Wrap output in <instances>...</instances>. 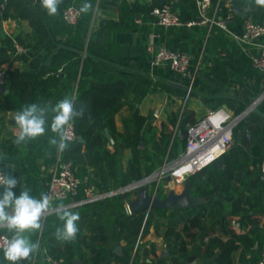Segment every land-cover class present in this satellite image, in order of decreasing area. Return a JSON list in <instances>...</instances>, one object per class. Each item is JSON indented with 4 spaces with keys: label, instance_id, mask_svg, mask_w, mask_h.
<instances>
[{
    "label": "crops",
    "instance_id": "crops-1",
    "mask_svg": "<svg viewBox=\"0 0 264 264\" xmlns=\"http://www.w3.org/2000/svg\"><path fill=\"white\" fill-rule=\"evenodd\" d=\"M26 1L38 16L48 20V27L53 31L54 37L40 38L28 19L16 14L20 7L19 4H12L10 7L15 15L2 17V10L6 3L0 0V68L6 69L7 73L14 70L20 73L29 72L26 77L29 87L23 92L26 99L21 97L19 88L11 89L9 75L7 83L0 84L2 101L0 156L6 157L0 160V166L2 169L7 168L8 172L17 178L18 184L13 189L16 195H19L22 187H26L30 189L32 195L39 198L40 194L47 190L53 170L59 163L58 158L62 157V152L57 151L48 143L49 137L53 135L50 130L27 143L19 145L14 143L19 129L12 117L17 110L29 104L27 100L31 96L29 94L31 88L36 89L35 103L51 102L54 104L64 97H75L78 94V88H84L91 80H100L105 84L114 80H122L118 91L123 103L115 112L111 127L104 129L101 140L95 144L87 145L83 136V140H79L82 143V151L75 164L77 173L85 180L95 182L101 189L117 186L127 177L129 180L132 166L135 168L140 166L139 172L146 174V168L152 164L151 157L147 159V155L150 156L153 152L154 139L161 140L163 133L171 134L172 139L176 135H178L177 139L181 138L179 119L183 110L187 111L191 121H196L215 107V104L224 105L231 110L240 108L241 104H248L264 88L262 74L253 65L245 50L248 44L240 43L234 37L235 34L243 31V24L248 16L264 23V7L255 5L254 0L235 1L236 11L229 21V29L218 25L212 27L202 25L203 29L196 33L179 32L176 27L158 25L153 21L151 14L150 17L144 16V8L138 10L141 15L136 13V18H132L131 21L128 18V22L120 10L123 1L133 7L136 4L155 5L163 0H88L92 4V9L89 11L91 12L90 22L86 28L83 24H79V21L84 19L83 14L75 24L64 22L61 7L66 0H62L55 16L47 14L40 0ZM218 1H212L213 6ZM75 2L82 5L85 0H70L68 3ZM223 7L222 13L219 9V14H225V3ZM197 15L198 10L197 14L189 19ZM152 32L158 35L159 43L167 45L169 42H176L188 46L186 51L192 54L194 65L197 66L195 80L200 77L201 79L197 80L190 90L186 87L185 94L180 93L179 89L174 87L175 84H181L179 81H182V78L170 67L148 66L146 41ZM19 35L23 42L19 41ZM79 35L85 39V48L92 41L90 45L92 53L85 68L82 65L86 56L83 54L86 52L81 54L80 51L79 53L80 49L72 42L71 45L66 44L77 40ZM65 47L70 50H62L58 54L60 49ZM251 47L255 52L264 51V34L255 43H251ZM79 57L84 58L79 60ZM48 59H50L49 63H53V67L59 68L58 75H43V77L31 75ZM149 73L159 80L160 85L158 84L157 88L149 87ZM166 84L170 87L167 88ZM220 96L223 101L216 103L217 97ZM261 110L264 111V101L261 103ZM156 112L158 116L155 115ZM137 113L145 120L143 129L140 130L137 125L136 136L133 139L134 145L122 147L119 134L126 131L124 121L131 120ZM136 154L139 156L136 157ZM244 176L247 177L246 172ZM190 177L183 183H174L170 178H166L168 184L171 185L169 190L174 188L177 192L182 191L186 182L191 184ZM223 180L224 173H221L220 181ZM234 181L233 186L236 184V180ZM237 182L239 185L232 186L230 190L225 183H220L215 189H212L214 187L212 185L210 186L212 192L207 194L194 192L192 188V194L206 196V201L199 205L217 200L216 204L208 209L205 217L200 219L196 218L195 214L188 216L190 208L193 209L195 206L176 207L165 213L154 211L149 229L137 249V264H172L173 253L170 246H177L178 250L186 247L188 250L202 253L211 237L226 239L233 232L245 234L252 225L258 222V217L261 218L259 221L264 223V214L257 216L250 209L251 206L255 209L262 208L264 191L259 193L258 203L256 198L258 190L256 185H252L251 178L245 179V184L240 179ZM147 186L150 193L156 189L162 194L165 190L162 187L160 191V184L157 188L154 183ZM135 194L131 193L130 198L133 199ZM224 210L226 212H222ZM239 214H242V217ZM187 218L191 223L189 230L185 229ZM85 220L80 219L77 223ZM85 222L89 223V221ZM51 223L57 224L58 222L52 220ZM78 227L86 235L91 232V227L88 225L81 224ZM126 233L114 235L112 230L107 233L108 240L101 256L102 264H123L117 255H121L127 247ZM37 236L38 232L34 233L31 239L38 241ZM41 248H43L42 245L30 264H49ZM85 253L90 254V250L86 248ZM135 253L136 249L132 251V255ZM238 255L239 251L236 253V264H240ZM198 261L199 259L195 258L188 264L193 262L197 264ZM74 262L83 264L84 259L76 255ZM0 264H9L3 259L2 252H0Z\"/></svg>",
    "mask_w": 264,
    "mask_h": 264
},
{
    "label": "trees",
    "instance_id": "trees-1",
    "mask_svg": "<svg viewBox=\"0 0 264 264\" xmlns=\"http://www.w3.org/2000/svg\"><path fill=\"white\" fill-rule=\"evenodd\" d=\"M3 1L6 3V6L2 10V17L15 15L13 12H11L10 7L12 4H19L20 7L16 14H18V16L21 18L28 19L36 34L39 35L40 38L54 37L53 31L48 27V20L45 17L38 16L33 7L26 0ZM69 1L70 0L64 1L61 7V16L63 7ZM212 1L215 2L217 0ZM241 1L242 0H237V2ZM223 5L224 2L222 0L219 5L220 13H222L223 11ZM153 6L154 4H136L135 6L131 7L128 2L123 1L121 3L120 10L123 17L126 20L129 18V21H131L132 18H136V13L141 15L138 12V10H140L141 8L145 9L144 16H149ZM175 7L179 9V13L183 19H189L190 17L195 16L198 10L197 0H176ZM90 13L91 12L85 13V15L83 13L84 19H79V24H83L85 26L84 28H86L90 22ZM64 22L66 24H70L65 20ZM174 27H176L179 32L190 31L193 33L199 32L203 29L202 25L172 26V28ZM18 39L20 42H23L21 35H19ZM71 42L75 44L74 46L80 49L79 53L80 51L81 54L86 52L85 54H83L84 56L86 55L85 58L79 57V60L84 58L82 66H84L85 68L88 64V61L90 60L89 57L92 53L90 48L92 41L88 43L87 48H85L86 42L82 35H79L77 40L69 41L66 44L71 45ZM167 45L175 49H188V46H186L185 44H178L176 42H169ZM62 50L69 51L70 48H61L58 54L61 53ZM50 58L52 60V56ZM49 60L50 59L46 60V62L42 64L41 68L37 71L32 72L31 75L33 74L43 77V75H46V73L52 69L53 71L57 72L59 68L53 67V63H49ZM79 60L77 61V63L79 62ZM192 63L194 65V59L192 60ZM148 66H150V63ZM27 73L29 72L20 73L18 70H14L8 73V75L10 76L11 89L17 90L19 88V93L24 99H26V96L23 92L27 91L29 87L26 82V77L28 76ZM199 79H201V77ZM199 79H196L194 81L193 87L196 81ZM179 82L181 84H175L176 86L174 87L178 88L180 93L185 94L187 90V81L186 79L182 78V81ZM158 84L159 80L156 79V76L149 73V87L151 89H154L155 87L157 88ZM121 85L122 80H114L113 82L110 81L106 84L100 80H91L86 84L84 88H78V94L73 97L74 105L77 109H79L81 106H84L86 108V111L83 118L74 119V124L77 135L83 136L86 139L87 145H92L99 142V140H101V135L104 133V129L106 127H111L113 116L120 105L123 103V101L121 100V95L118 91V88H121ZM166 87L169 88L170 85L166 84ZM30 90L31 91L29 92V94L31 96L27 101L28 103H35L37 97L36 89L31 88ZM222 101V96L217 97L216 103H220ZM215 105L216 106L213 108L220 106L219 104ZM1 106L2 101L0 98V107ZM246 106L247 104L243 103L241 104L240 108H237L234 111L240 112ZM144 121V118L138 113L131 120L124 121L126 124V131L119 134V137L122 140V147L131 146L132 144L134 145L133 139L136 136L135 129L137 125H139V129L142 130ZM179 121V129L182 132L181 138L177 139L178 135H176L172 139L171 134L163 133L161 140L154 139V141L152 142L153 152L150 156L149 154L147 155V159L151 157L152 164L151 166L149 165L146 168L147 173L152 171L157 166H160L166 158L176 157L180 153V151L185 148L188 124L194 122L195 120L191 121L188 118L187 111L183 110L180 114ZM69 145V148L62 152V157L66 160L72 159L74 164H76V162L78 161V157L82 151V143L78 140V138H76L74 141L69 142ZM247 145L251 146L250 151H252L253 146L258 149L255 156H252L251 153L247 150ZM138 156L139 155L136 154V157ZM250 157H253V160ZM220 158L222 159V164H219L218 158L208 166L204 167L202 170H199L196 173L190 175V182L194 192H200L202 194L211 193L212 187L210 186L213 185L214 187L212 189H215L220 185V183H225L228 190H230L233 186L234 180L240 179L241 181L245 182V179L251 178V176L253 175L254 178H251V183L253 186L256 185V188L258 190V196L256 198L258 199L259 203V193L261 191H264V179L261 177L260 169L257 167L261 160L264 158V111L261 110V104L258 108H256V110L250 112L238 124L235 131L234 144L230 149L223 153ZM250 161L254 163V168L252 167L251 170L248 167L250 166ZM139 168L140 166H137V168L132 166L130 173L131 176L129 180L127 177L126 180H124L121 184H125L134 178L142 176L143 174L139 172ZM256 168H258L257 173H253L254 169ZM244 172L247 173L246 178L244 176ZM221 173H224L223 181H220ZM119 185L117 184V186ZM45 191L46 190H44L43 192ZM130 194L131 192L119 193L114 196H110L105 200L86 203L75 208L74 212L80 213L81 220L86 219L85 221H89V223L84 221L77 224L79 226L81 224L90 226L91 232L89 235H86L83 233V231H81V229H79L76 239L72 242H62L58 241L55 238V227L59 226L60 222L55 217V215L50 214L43 222L42 231L38 232L37 238L39 244L43 246V248L41 249H43V251L45 249L47 254H50L55 258L62 259L64 264H75L74 258L76 255H79L84 259L83 264H102L101 256L104 253L105 244L108 240L107 233L110 230L113 231L114 235H120L123 232H127L125 235L127 241V247L125 251L121 255H117L115 252L114 254L117 255V258H120L123 264H129V262L130 264H137V249L141 244L142 238L145 236L149 229V225L151 224L154 216L153 212L158 211L160 213H165L169 209L150 208L149 212H147V210H144L142 212H128L126 209V202L131 200ZM216 201L217 200L209 201L206 204L195 206L193 207V209L190 208V210L188 211V216L195 214V217L199 219L205 217L208 209L213 206V204H216ZM250 209L252 210V213L257 214V216L263 215L264 202L262 203L261 209H255L253 206H251ZM176 211L177 210H175V212ZM222 212H226V210ZM239 215L240 217H242V214ZM258 219L260 220L261 218L258 217ZM52 220H55L58 223L52 224ZM259 220H257L258 222L252 225L251 229L245 234L233 232L226 239L217 236L211 237L207 242V246L205 247L204 252L202 253L188 250L186 247H181L178 250L177 246H170V249L173 253L172 264H188L195 258L199 259L197 264H236L235 258L238 251L240 264H258V261L261 257V249L264 246V223H261ZM190 228L191 223L189 221V218H187L185 221V229L189 230ZM86 248L90 250V254L85 253ZM135 249L136 253L135 255H132V251ZM30 263L31 261L20 262V264Z\"/></svg>",
    "mask_w": 264,
    "mask_h": 264
},
{
    "label": "built area",
    "instance_id": "built-area-1",
    "mask_svg": "<svg viewBox=\"0 0 264 264\" xmlns=\"http://www.w3.org/2000/svg\"><path fill=\"white\" fill-rule=\"evenodd\" d=\"M235 1L224 0L226 7L224 15L219 14L220 0L214 6L212 0H198V15L188 20L181 17L175 7V0H163L161 3L155 4L150 14L156 24L165 27L178 25H207L212 27L218 25L224 29H229V21L236 11ZM82 14L80 6L76 3H68L62 9V17L67 23H77ZM263 34L264 23L248 16L244 21L243 31L240 34H235L234 37L240 43L248 44L245 50L264 79V51L255 52L251 47V43H255ZM157 36L156 33L152 32L146 42L150 66L165 65L170 67L181 78L186 79L187 87L190 90L197 73V66L192 63V54L186 50L175 49L164 43H159ZM58 73V71L50 70L46 75H58ZM7 81L8 73L6 69L0 68V84H6ZM263 101L264 88L240 112H235L224 105L210 109L204 116L188 124L185 148L176 157L166 158L163 164L153 171L116 187L99 188L95 182L87 181L77 173L72 159L66 160L59 157V163L53 170L46 192L52 196L54 202L64 203L73 210L86 203L105 200L119 193H133L134 191L136 193L142 185L155 182V188H157L159 182L165 178H170L171 182L174 183H183L190 175L217 160L232 147L235 142V131L238 124L248 113L258 108ZM155 115L158 116V112ZM70 136L69 142L78 137L74 121L70 125ZM259 169L261 177L264 179V158L259 163ZM0 170H2L1 166ZM126 209L128 212L130 211L128 202L126 203ZM149 210L147 209V211ZM233 222H236V220H233ZM6 236L7 233L0 230V240L6 238ZM44 252L45 259L49 264H64L62 259L47 254L45 249ZM258 264H264V246L261 249Z\"/></svg>",
    "mask_w": 264,
    "mask_h": 264
},
{
    "label": "clouds",
    "instance_id": "clouds-1",
    "mask_svg": "<svg viewBox=\"0 0 264 264\" xmlns=\"http://www.w3.org/2000/svg\"><path fill=\"white\" fill-rule=\"evenodd\" d=\"M41 6L49 16H55L62 0H40ZM255 5L264 7V0H254ZM92 4L85 0L80 12L88 13ZM86 108L77 109L74 99L64 97L51 102L29 103L17 110L13 115L19 132L14 143H27L29 140L43 136L46 131L53 133L48 143L57 151L64 152L69 148L70 125L76 118H83ZM6 157L0 156V160ZM14 170V169H13ZM18 180L7 168L0 170V230L7 233L0 240V252L9 264H20L21 261H31L39 251V241H33L31 236L43 229L44 218L51 214L60 222L55 227L54 235L58 241L72 242L76 239L79 227L80 213L74 212L64 203L54 202L47 192L39 198L32 195L30 189L22 187L19 195L13 191Z\"/></svg>",
    "mask_w": 264,
    "mask_h": 264
},
{
    "label": "water",
    "instance_id": "water-1",
    "mask_svg": "<svg viewBox=\"0 0 264 264\" xmlns=\"http://www.w3.org/2000/svg\"><path fill=\"white\" fill-rule=\"evenodd\" d=\"M77 138L78 140H83L81 135H78ZM218 160L219 164H222V159L219 158ZM160 195L156 189L150 193L147 185L140 186L136 191L135 197L128 201L129 212H142L150 208L175 209L176 207H191L206 201V196L192 194V185L189 183H186L184 189L180 192L171 188L166 195Z\"/></svg>",
    "mask_w": 264,
    "mask_h": 264
},
{
    "label": "rangeland",
    "instance_id": "rangeland-1",
    "mask_svg": "<svg viewBox=\"0 0 264 264\" xmlns=\"http://www.w3.org/2000/svg\"><path fill=\"white\" fill-rule=\"evenodd\" d=\"M75 3H77V2H75ZM77 5H79L80 7L82 6V5H80L79 3H77ZM254 110H256V109H254ZM254 110H252V111H254ZM251 111V112H252ZM249 114V113H248ZM247 114V115H248ZM246 115V116H247ZM246 148H247V150L251 153V155L253 156H255L256 155V153H257V151H258V149H256L254 146H253V149H252V151H250V148H251V146L250 145H247L246 146ZM252 160H253V157H250ZM249 167V169L251 170V168L253 167L254 168V163L253 162H251L250 161V166H248ZM258 168H259V165L257 166ZM258 168H256V169H254V172L253 173H257V169ZM251 178H254V176L252 175L251 176ZM166 179V178H165ZM165 179H163V180H161L160 182H159V184H160V191L162 190V187L165 189L164 191H162V194L160 195V196H163V194L164 193H166L168 190H169V187L171 186V185H169L168 184V182H167V179L165 180ZM233 182H235V181H233ZM241 182H243V181H241ZM155 183V182H154ZM187 183V182H186ZM185 183V184H186ZM244 184H245V182H243ZM158 184V185H159ZM236 185H239V183L237 182V180H236V184L234 185L235 187H236ZM185 187V186H184ZM171 189V188H170ZM133 193H135V191L133 192Z\"/></svg>",
    "mask_w": 264,
    "mask_h": 264
}]
</instances>
